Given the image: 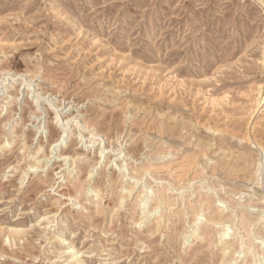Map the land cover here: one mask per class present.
Returning a JSON list of instances; mask_svg holds the SVG:
<instances>
[{"label": "rangeland", "instance_id": "rangeland-1", "mask_svg": "<svg viewBox=\"0 0 264 264\" xmlns=\"http://www.w3.org/2000/svg\"><path fill=\"white\" fill-rule=\"evenodd\" d=\"M261 240L264 0H0V264H264Z\"/></svg>", "mask_w": 264, "mask_h": 264}, {"label": "bare ground", "instance_id": "bare-ground-1", "mask_svg": "<svg viewBox=\"0 0 264 264\" xmlns=\"http://www.w3.org/2000/svg\"><path fill=\"white\" fill-rule=\"evenodd\" d=\"M56 116V118L58 119V120H60L58 117H60L59 116V114L57 113V114H55ZM39 118V117H38ZM86 125V124H85ZM92 136H96L97 135V133L96 132H94V133H92L91 134ZM118 138V137H117ZM94 141V140H93ZM103 141V140H102ZM57 144H56V141H55V143H54V146H56ZM102 151V150H101ZM135 172V171H134ZM77 181V180H76ZM75 183V182H74ZM73 188H74V190H75V192H78V190H79V188H81V185H80V183H77V184H74L73 185ZM163 192V191H162ZM163 194V193H162ZM160 198H161V195H160ZM163 200V199H162ZM160 204H161V202H160ZM154 205L155 206H158L159 205V200H156L155 201V203H154ZM232 208V207H231ZM224 209H225V207H224ZM144 212V211H143ZM149 212H152L151 210H149V208L144 212V216H146ZM227 214V213H226ZM232 214V213H231ZM241 214V223H240V225L242 224V227H243V229L245 228V223H246V220L244 219V215L245 214H243V213H240ZM144 216H142V217H139V219L138 220H136L134 223L135 224H138V225H140V223L142 222V220H144L143 219V217ZM225 219V218H224ZM211 220V219H210ZM233 220V218L231 217V216H228L224 221L223 220H221V221H223V222H218V220L216 221V222H218V224H220V225H222L221 226V230H223L222 232H220L219 230H217V231H219V236H220V238L222 239V238H224L225 236H227V235H229V233H228V231H229V223L228 222H231ZM209 221V220H208ZM212 221V220H211ZM214 221V220H213ZM220 221V220H219ZM217 225V224H216ZM199 229V226L198 225H195V228H193L191 231H192V233L191 234H195V232L197 231ZM244 231V230H243ZM219 238V239H220ZM227 239V238H226ZM222 241V240H221ZM229 240H225V238H224V242L222 243V245L223 244H225L226 243V245L224 246L225 247V249H227V248H231L232 247V250L234 249V248H236V245H234L233 246V243L232 244H229ZM240 244H243L242 242H240ZM260 244H262V248L261 249H263L264 248V241H262L261 240V242H260ZM239 245V244H238ZM72 250V249H71ZM257 253V252H256ZM256 253H254L253 252V254L255 255ZM196 256V255H195Z\"/></svg>", "mask_w": 264, "mask_h": 264}]
</instances>
